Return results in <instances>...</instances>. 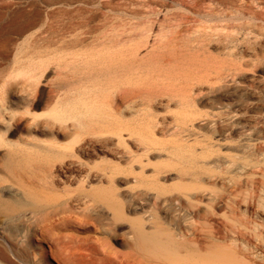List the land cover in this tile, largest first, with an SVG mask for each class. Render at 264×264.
Returning a JSON list of instances; mask_svg holds the SVG:
<instances>
[{"label": "bare ground", "instance_id": "1", "mask_svg": "<svg viewBox=\"0 0 264 264\" xmlns=\"http://www.w3.org/2000/svg\"><path fill=\"white\" fill-rule=\"evenodd\" d=\"M92 1L108 6H111L110 3L112 2V0L111 2L110 0ZM167 1L156 0L155 4H149L150 2L147 3L148 1L144 2L146 6L147 4H149L148 7L151 6V10L149 11L154 13L159 11L157 10L158 8H164L163 10H166ZM173 1L178 3L180 2L181 4L186 3V1L188 2V0ZM189 1L193 3L192 5H197L203 0ZM232 1H234L236 4L239 2L241 3L243 0L239 2H235V0ZM142 2L143 1H141V3ZM224 3L227 5L226 2ZM203 4L204 3L200 4V6L202 5L201 7H203ZM205 4L208 6V3ZM153 5L158 6L156 11L154 10V7L152 10ZM197 7L199 8V5ZM233 7H236L235 9L238 8L237 4ZM207 9H210V7ZM160 10L163 11L162 9ZM207 12L204 14H209L210 10ZM147 14L150 15L149 12ZM173 14L174 13L172 12V18ZM65 15L67 16L66 13ZM101 15H103V17L106 19L110 16L107 15V13H101ZM176 15L177 14L175 13L174 16ZM181 15L179 18H181ZM183 15H187V13L185 12L184 14L183 12ZM3 16L0 17V37L4 35L5 31H8V33L11 31L14 32V30H17L18 28L17 25L24 22L18 21L19 19L16 18L18 15L14 16L13 14L12 16H14V19L12 20H6ZM118 16L121 18L124 17L121 15ZM158 16L160 17V15ZM211 16H213V14ZM86 17L88 18V16ZM113 17L115 16H112V18ZM159 17L158 19L151 18L154 21L155 19L158 21ZM185 17L186 16H184V18ZM149 18L150 17H148V19ZM85 19L86 18L84 17L82 20ZM92 19L94 18L92 17ZM113 19L110 18L109 21ZM144 19L147 20L146 18H143V20ZM230 19H233V17ZM107 20L104 22L106 25ZM135 20L136 19H134V21ZM166 20H168L166 21L168 24L169 19L167 18ZM175 20L176 22H180L181 19H174L173 21L175 22ZM41 21L42 20L40 19L39 22ZM162 21H158L159 27L157 30H154L155 28L153 29V26L151 25H146L148 27L140 28L137 31L134 29V26L138 27L139 24H137V26L134 24V26L128 28L127 25L129 22H126V25L125 22L123 24L121 21V24L118 26H113V31L111 33L109 31V34H105L103 37L98 38V40L93 44H86V46H81V48L75 49L73 52H68L67 50L69 49L67 48H65L66 50L62 49L67 51L63 52L60 58H58L59 64H57V66H59L60 71L58 76H62V79L59 82L55 81L46 83L45 85H47V93H44L38 87V83L40 82L38 80L39 78L37 77L38 72L36 71L37 69L32 66V63H29V65L26 64V66L24 65L23 67L19 68L18 72L14 75L12 73L5 74L0 80V147L9 146L13 148L11 151H18L17 147L22 146L23 148L21 149V152H24L23 149L26 147L25 149L28 150L26 151L28 153L36 150L40 153L51 156V154L58 155L62 151H68H65V149H70V151L74 152V146L79 144V136L82 134V132H89L94 135L109 133L116 138V145L125 147V153L123 156L127 158L128 164H130L129 166L135 162H138L142 165L145 162H143V155H149L148 153L151 151L150 147L159 144L158 139L155 137L157 136V129L160 128L162 132L166 131L164 121H160L158 112L154 106L156 104L164 105L168 109L173 104L175 107L181 108V112L177 113V115L173 117L174 125L171 126L169 132L175 137H180L179 140L181 143L172 150H164L168 152L167 158L172 160L174 165H178L179 167L177 177L180 184L178 183L173 188L180 185L181 190L180 192L177 191L178 193L173 194L172 192L174 191L170 192L166 190L167 188L165 187L166 189H161L158 192L160 194H156L151 200H153L155 204H161L164 209H166L172 215V218L178 227V231L177 229L176 231H172L173 227H169L171 225L168 227L167 225H164L163 227V222V224H153L155 225L153 230L147 231L144 227L145 221L143 222L141 220L142 222L137 223L136 227L134 228L135 230L132 233V238L134 239L136 246L139 249L158 257V259H160V262H157L158 264H264V235L257 231V229L261 225L264 226V224L257 223L254 221V219L251 221L248 218L249 216H253L252 218H254V216L262 218L261 215H264V212L259 213L257 210H251L252 206L256 205V202L258 201V195L255 194V191L253 193V198H250V200H245L242 214L245 217L244 220L242 219L241 221L237 222L239 226H237L238 224L235 223L236 220L228 217V215L226 216L228 217L227 220H229L231 223L223 220V216L220 218L221 215L218 217V219H214L213 217L218 215L216 213L212 214V210H215H211L212 205L215 203H223L222 205H227L229 207H233L235 204H240V202L237 201L240 197V186L238 188L234 182L237 175L244 176L243 180L241 181L242 187L244 186V189H247L246 187L251 186L250 189L254 187L255 189L261 188L262 192L264 191V167L261 170V173L253 174L254 172H250V168L253 163L254 165L255 163L261 164L259 163V158L264 159V115L253 116L245 120L243 115L240 114V116H237V118L239 117L237 120V118L225 114L224 110L222 109L223 107L219 106H212L209 112L205 114H199V111L195 107L194 99V95L196 96V94L202 92L200 87L201 84L198 85L199 81H205L208 83L221 80L224 71L227 69V59L229 58L231 61H235L236 58H239V56L244 53V50H250V45L247 42L252 40V37L251 39L245 41L244 35L241 34V32L243 33L244 27L241 29L242 27L238 24V26L236 25L237 27H235L234 32L230 31L232 28H226L227 31L233 33L226 34L227 32H223L226 34L225 36H223L224 34L221 35L217 33L219 29L221 32L224 27L221 28V26L215 27L216 25H212L213 29L218 30L216 33L214 32V36H217L216 44H219L222 55L219 56L220 60L216 61L214 64H208L205 61L200 60V57L203 55L201 53V45L198 44L191 47L188 45H180L178 42L179 36L177 35L181 31L178 33L176 32L175 34L177 35H174V31L171 29V27L166 26L164 23H162ZM36 22L31 20L29 25L28 22L26 23L27 27L23 25L24 28L19 30L22 31V33L23 31L24 33L26 32V35H24L26 42L34 35H37L36 27L39 23L38 21ZM144 22L147 24L146 21ZM182 22H184V20ZM208 22L206 21L207 24H209ZM215 22L218 23L220 21L217 20ZM223 22L226 23L227 21L223 20ZM234 22L236 21L234 20ZM83 23L85 22L83 21L81 23L84 26H87L88 24ZM136 23H138V21ZM189 23L186 24L189 25ZM227 23L225 25H227ZM105 26L103 27L105 28ZM212 26L210 25L211 29ZM79 27H81V25ZM108 28L110 29V27ZM172 28L174 29V27ZM31 29H34V31L28 33V31ZM207 29L208 28H206V30ZM106 30L108 31V29ZM240 30L242 31L240 32ZM207 31H209V29ZM222 31H224V29ZM248 32L245 34V36L248 34L252 36V33H254V31ZM46 33L48 32L46 31ZM151 33H153L154 37L152 40H149ZM256 34L259 35L258 32ZM203 37L206 38L205 36ZM76 39L82 40V38H79V36ZM3 41L6 42L2 43V45H6L7 40ZM77 43L76 46L79 47ZM2 45L1 47H3V49L6 48ZM142 48L144 51H146L145 55L142 54ZM30 56L28 54L17 55V58H15V63H21L27 59L30 60ZM40 58L42 59L43 57L40 56ZM53 58L54 57H52V59ZM45 95L47 98H49L50 104L45 110V113H47L46 116L48 118L42 120V116L44 115H37L32 110V106H39ZM203 97L208 99L210 98L208 94L203 95ZM200 117H203L200 120L203 125H205L212 132H219V135H221L223 139H217L216 142H214L211 139H207L205 137L200 138L195 136L194 129L197 127L195 126L194 122L200 119ZM24 118L27 119L26 123L30 126L29 134L25 138L20 136L21 138L19 141L12 143L7 137V134H10L15 129H17L19 122ZM233 131L237 133V139L235 143H230L228 142L227 138H229V134H231ZM124 132H128V134ZM67 134H70L69 139L65 142H62L60 135ZM127 138H132L135 140L137 145L140 147V153H137L138 151L132 152L131 146H128ZM190 141H194V144H189L188 146ZM83 146L85 147V145ZM221 148H226L227 151H222ZM64 155L66 154L64 153ZM13 156L14 155H12V157ZM24 159L27 161L26 158ZM256 159H259L257 160L258 162H253ZM105 162L103 163L105 166H99L101 163L95 166L96 168H98V166L100 168L102 167L101 169H103V173L99 176L100 181H106L111 187H109L111 189L110 191L113 192H110L111 195H115L119 189V187L116 185L117 176L124 172V167L121 168L122 165H118V162V164H116V162L112 164L111 162L107 161L110 163V165L108 169H106L105 167L107 164H105ZM261 165L259 168L262 167ZM132 166L131 168L134 167ZM144 166L146 167V165H143L140 168L141 170H136L138 173H136L135 170V172L130 171L132 173L130 176H135L133 178V182H135V184L132 182L134 185L140 186L143 184ZM46 167L48 168V166ZM42 168L44 169V167ZM49 168H51V166ZM131 168L129 169L131 170ZM217 170H220L221 173L216 174ZM155 171L156 174L154 176L160 173L159 170ZM8 172L9 173L5 175L6 177H2L4 174H0V210L5 211V209H8L10 214L12 212L14 213L15 211H18V215L15 217L21 225V228H24L28 223L31 222L32 219H34V217L37 215H43L42 209L40 206L34 204L32 211H21L22 207L16 208L13 206L9 200H6L2 197V192H7L12 195L16 190H21L26 194L28 193L29 195L31 187L35 188L40 186L42 188L47 187V189L48 187L54 188V176L51 170L48 169L47 172L42 171L40 175L33 174L35 179L28 175L29 179L26 181L25 178L16 175L15 171L11 168L8 170ZM125 172L124 174H126ZM130 172L129 174H131ZM242 177H240V179H242ZM36 180L38 181V184L35 182ZM85 180H83V182H85ZM3 181H9L12 184L4 187L1 185ZM83 182L81 181L79 184H83ZM218 182L223 186H231L232 190L227 192V194H224L226 193L224 192V195L220 194L222 190L220 187L218 190L220 193L215 190H213V193L216 194L209 192L211 187L209 188L208 186L210 184L216 185ZM116 186L118 188H116ZM212 188H214V186H212ZM90 190L91 189H89V191ZM82 193H84V191ZM107 193H109V189ZM57 194H59V192ZM114 195H112V198L116 199L117 196L115 195V197ZM139 196L140 194H136L131 203H133L134 199H138ZM262 197L263 194L258 196V203L262 201ZM133 204L137 205L135 203ZM203 206H207V208H204ZM61 207L62 206H60V209ZM223 212L227 213L225 210L222 211V213ZM119 213H121V211ZM52 215L53 214L51 213V216ZM43 219L44 217H42L41 220ZM250 223H253L255 227L251 228Z\"/></svg>", "mask_w": 264, "mask_h": 264}, {"label": "rangeland", "instance_id": "2", "mask_svg": "<svg viewBox=\"0 0 264 264\" xmlns=\"http://www.w3.org/2000/svg\"><path fill=\"white\" fill-rule=\"evenodd\" d=\"M141 1H148L147 3L150 2L149 4L156 3V0H112V2L110 0L111 6H108L102 5L101 3H95L92 0H0L1 16L4 15L3 17L6 20H12L14 19V16L18 15L16 18H18L19 20H17L25 22H23L24 24L18 22L21 24L17 25V30H14V32L11 31L9 33L8 31H5L3 35L4 37H0L1 45L2 43L6 42L3 40H7L6 45H2L6 48L3 49V47H1L0 45V80L5 74L12 73L14 75L18 72L19 68L23 67L24 65L26 66V64L29 65V63H32V66H34L37 69L36 71L38 72L37 77L40 81H38V87L44 93H47V85H45L46 83L55 81L59 82L62 79V76H58V73L60 74V71L57 64H59L58 58H60L63 52H73L75 51V49L81 48V46H86V44L90 45V43L93 44L98 40V38L103 37L105 34H109V31L111 33L113 31V26H118L119 24H121V21L124 24L127 18L129 20L127 19L126 22L129 23L128 25L126 22L125 23L128 28L134 26V24L136 26L137 24H139L138 27L134 26V29L136 31L140 28L148 27L150 25L153 26V29L155 28L154 30H157V28L159 27L158 21L163 20L164 22L162 21V23H164L166 26H170L174 31V35H177L175 34L176 32L178 33L179 31H181L177 35L179 36L178 42L180 45H188L189 47L198 44L201 45V53L203 55L200 57V60L205 61L208 64H214L216 61L220 60L219 56L222 55V52L219 44H216L217 36H214V34L218 30L213 29L212 25H216L215 27H224V31H222V29L220 32L219 29V31L217 32L221 35L225 32H227L226 34H229L230 31L234 32L235 27L239 25L242 27H240L241 29H243L244 27V29L247 30L246 31L243 29V33L241 32L242 30H240L241 34L245 37V41L251 39L252 37V40H249V42H247L250 45V50H244V53L241 54L239 58H236L235 61H231L229 58H225L228 61L226 65L227 69L224 71L221 80L208 83L205 81H199L198 85L201 84L200 87L202 92L196 94V96L194 95L195 107L199 111V114H205L209 112L212 106L223 107L222 109L224 110L225 114L233 116L234 118H237L238 115L240 116V114H242L245 120L253 116L264 115V0H235V2L242 1L241 3H236L237 7L240 5L237 9H235L236 7H233L236 6V4L232 0H223L227 3V5L222 0H203L197 5H192L193 3L189 0L188 2L191 3H188L186 1V3L183 4H181L180 2H175L173 0H166V10H163L164 8H158V6H152V10L153 7L155 11L158 8L157 10L159 11L154 12L156 14L149 11L151 10V6L148 7L149 4L146 3V6L145 2H142V4ZM202 3H204L203 7H201L202 5L200 6V4ZM205 3H208V6ZM210 3L213 5H211ZM198 5L200 9L197 7ZM206 7H210V9H207ZM25 9H27L28 11ZM160 9H162L163 11H161ZM209 10V14H204ZM182 11L184 12V14L186 12L187 15H183ZM148 12L150 13V15L147 14ZM172 12L174 13L173 18L171 16ZM65 13L67 14V16L65 15ZM101 13H107V15H110L109 17H107V19H114L110 20V22L109 19L107 20L105 17H103V15H101ZM175 13L177 14L176 16H174ZM13 14L14 16H12ZM116 14L124 17L121 18ZM179 14L181 15V18H179ZM210 14L216 16L213 17ZM83 15L87 20H82L84 18ZM158 15H160V17ZM86 16H88L89 19ZM112 16L115 17L112 18ZM157 16L159 17L158 21H156V19H158ZM184 16L186 17L184 18ZM92 17L94 19H92ZM148 17L150 18L148 19ZM151 17H157L155 19L156 22ZM231 17H233V19H230ZM143 18H146L147 20H143ZM167 18L170 22H168V24L166 22L168 21L166 20ZM171 18L173 20L181 19L182 21L184 20V22H182L181 20L180 22H176L175 20V22L177 23L176 24ZM40 19L42 20L41 22H39ZM134 19L136 20L134 21ZM31 20L33 22L38 21L39 23L36 27L37 35H34L30 38V40L26 42L24 37V35H26V32L24 33L23 31L22 33V31L19 30H22V28H24L23 25L27 27L26 23L28 22L29 25ZM80 20L82 22H85L83 24L88 23L87 26L82 25V22ZM106 20L107 25L106 23L104 24ZM217 20H219L221 23L215 22ZM223 20L229 22L230 25L227 22V25H225L226 23L223 22ZM234 20L236 22H234ZM137 21L138 23H136ZM144 21H146L147 24ZM206 21H210L208 22L209 24H207ZM182 23L183 25H186H184V29ZM186 23H189V25ZM140 24L142 25V27ZM80 25L81 27H79ZM210 25L212 26L213 31ZM103 26H105V28ZM108 27H110V29ZM172 27H174V29ZM206 28H208L209 31H207L208 29L206 30ZM226 28H232L233 30L231 29L230 31H227ZM106 29H108V31ZM29 31L28 33H31L32 31H34V29H31ZM46 31L48 33H46ZM204 31L207 32L205 33ZM248 31H254L255 34L251 32L252 36L249 34L245 36ZM257 32L259 33V35L256 34ZM201 33L205 35H202ZM226 34H224L223 36H225ZM77 35L79 36V38H82V40L76 39L78 38ZM151 35H153V33H151ZM151 35L149 36V40H152L154 37V35ZM41 36L44 37L42 38ZM203 36L208 39L204 38ZM247 36L250 37L248 38ZM206 40H209L210 42ZM76 43L77 45H79V47L76 46ZM205 44L208 45L206 46ZM65 48L69 50H62ZM55 53L57 56L55 55ZM24 54H28L29 56L31 55L30 60L27 59L28 61L25 60L21 63H15V58H17V55ZM142 54H146V51H144L143 48ZM54 55L57 57V59ZM40 56H42L43 58L41 59ZM52 57L54 58L52 59ZM207 94L210 96L209 99L203 97V95ZM49 104L50 100L45 95L43 101L39 104V106H32V110L37 115H44L42 116V120L47 119L48 117L46 116L47 113H45V110L47 109V107H49ZM154 107L158 112L160 121H164L166 131L162 132L160 128L157 129V136L155 137L158 139L159 144L150 147L151 151H149V155H143V162H145L142 165L138 162L131 164V166H134H132L133 168L129 166L130 164H128L127 158L123 156V154L125 153V147L116 145V138L109 133L94 135L89 132H82V134H80L79 136V144H76L74 146V152L70 151V149H65V151H68H62L58 155L51 154V156L45 155L36 150L28 153L26 152L28 151L25 149L26 147H24L23 149L24 152H21V149L23 148L22 146L17 147L18 151H11L13 148L9 146L0 147V174H4L2 177H6L5 175L9 173L8 170L11 168L15 171L16 175L25 178L26 181H28L29 176H32V178L35 179L33 177L34 175H40L42 171L47 172V170L49 169L51 170L55 180L54 188L48 187L47 189V187L42 188L40 186H34L35 188H30L29 195L28 193L26 194L21 190H16L12 195L7 192H2V197L6 200H9L16 208L22 207L21 211H32L33 205L36 204L42 209L43 215H37L38 217H34V219H32L30 223H28L24 228H21V225L15 217L18 215V211H15L14 213L12 212L10 214V211L8 209H5V211L0 210L2 212H0V264H158L160 262V259H158V257L139 249L136 246L134 239L132 238V233L135 230L134 228L136 227L137 223L142 221H145L144 227L147 231H152L154 226L158 223H164L162 225L163 227L164 225H167V227L171 225L169 227H173L172 231H176V229L178 231V227L175 224L176 222L172 218V215L166 209H164L161 204H155L151 199L155 197L156 194L159 195L160 193L158 192L161 189L163 190L167 188L166 190L170 192L174 191L172 192L173 194L178 193L181 190L180 185L173 188L179 183L177 177L179 167L178 165H174V162L167 158L168 152L164 150H172L181 143L179 140L180 137H175L169 132L171 126L174 125L173 117L177 115V113L181 112V108L175 107L173 104L168 109L164 105L156 104ZM201 118L203 117H200V119L194 122L195 126L197 127L194 129L195 136H198L200 138L205 137L207 139H211L214 142H216L217 139H223V137L219 135V132H212L205 125H203L200 121ZM238 119L239 117L237 118V120ZM26 122L27 119H22L19 122L17 129H15L12 133L7 134V137L12 143L19 141L21 138L20 136L25 138L29 134L30 126ZM124 133L128 134V132ZM69 135L70 134L60 135L61 141H67L70 137ZM228 137V142L235 143L237 139V133L233 131L231 134H229ZM127 139L128 146H131L132 152L138 151L137 153H140V147L137 145L135 140L132 138ZM189 144L193 145L194 141H190L188 143V146ZM83 145H85V147ZM224 150L227 151L226 148L222 149V151ZM63 152L67 156L64 155ZM12 155L14 156L12 157ZM43 157H45L46 159ZM24 158H26L27 161ZM259 159V163H261L262 165L257 163H255L254 165L253 163L250 168V172H254L253 174L261 173V170L264 167V159ZM259 159H256L253 162H258L257 160ZM107 161L111 162L112 164L115 162L116 164L119 163L118 165H122L121 168L124 167V172L126 171V174H124L123 172L117 176L116 185L119 187L117 193L115 194L117 197L112 194L116 197V199L112 198L111 193L113 192L110 191V185H108L106 181L101 182L99 178V176L103 173V169H101L102 167L100 168L99 166L104 165L103 163L105 162V164H107L105 168L108 169L110 163H108ZM99 163L101 164L99 165ZM95 165H99L98 168H96ZM143 165H146V167L144 166L143 170V184L140 186L134 185L135 182H133V178L135 176H130L132 175L130 171L135 172L136 170H141L140 168ZM260 165L262 167L259 168ZM46 166H48V168ZM50 166L51 168H49ZM42 167H44V169ZM127 168L129 171L127 170ZM129 168H131V170ZM155 170L160 171V173L156 176H154L156 174ZM129 172L131 174H129ZM136 173L138 172L136 171ZM219 173H221L220 170H217L216 174ZM127 175L130 177H128ZM242 176L243 175H237L238 178L235 177L237 180L235 179L234 181L238 188L240 186V197L237 200L238 202H240V204H235L233 207L222 205L223 203L213 204L211 210H218L217 212L212 210V214L216 213L218 215L214 216V219H218V217L221 215L220 218L223 216V220L231 223L229 220H227V218L230 217L236 220V224H238V221H241L242 219L244 220L245 216L242 214L245 200H250V198H253L254 191L258 196L263 194V197L262 201L258 203L260 197L258 198V196L256 195L258 201L256 202V205L252 206L251 210H257L259 213L264 212V191L262 192L261 188H259L260 190L258 188L255 189L254 187L250 189L251 186L246 187L247 189H244V186L242 187L241 182L244 176ZM240 177H242V179H240ZM81 179H86L85 182H87L85 183ZM81 181L83 182V184H79V182ZM5 182L3 184L1 183V185H3L4 187L12 184L9 181ZM35 182L38 184L37 180ZM117 186L116 188H118ZM212 186H214V188L217 187L218 189H214L212 188ZM208 187H211L209 189V192L212 193L213 190L218 191L219 187L222 188V190L224 191H222L221 189V193L218 191V193H220L221 195L227 194V192H230V190H232L231 186H223L219 182L216 183V185L210 184ZM241 187L243 190L241 189ZM93 188L96 190H94ZM89 189H91L94 194L91 190L89 191ZM108 189L109 193L111 192V197L109 193H107ZM83 191L84 193H82ZM58 192L59 194H57ZM136 194H140V196L138 199H134L135 202L133 200V203L137 204L134 205L131 202ZM60 206H62L61 209ZM214 206L216 209L214 208ZM203 207L207 208V206ZM223 209L228 214L225 212L222 213V211H224ZM120 211L121 213H119ZM51 213L54 216H51ZM231 214L234 216H232ZM227 215L228 217H226ZM42 217H44L43 220H41ZM252 217L253 216H249L248 218L251 221H253L254 219L255 222L264 224V215H261L262 218L256 216H254V218ZM163 218L165 221L163 220ZM237 226H239V224ZM250 227L254 228L255 226L252 223ZM257 231L260 234L264 235V226L261 225L257 229Z\"/></svg>", "mask_w": 264, "mask_h": 264}]
</instances>
